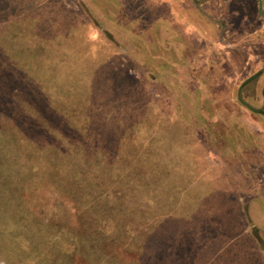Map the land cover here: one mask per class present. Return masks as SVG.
Returning a JSON list of instances; mask_svg holds the SVG:
<instances>
[{
  "label": "rangeland",
  "instance_id": "374dc122",
  "mask_svg": "<svg viewBox=\"0 0 264 264\" xmlns=\"http://www.w3.org/2000/svg\"><path fill=\"white\" fill-rule=\"evenodd\" d=\"M183 11L0 0V264H264L230 101L257 69L234 75V27ZM248 22L263 58L257 0Z\"/></svg>",
  "mask_w": 264,
  "mask_h": 264
},
{
  "label": "crops",
  "instance_id": "0c3cea01",
  "mask_svg": "<svg viewBox=\"0 0 264 264\" xmlns=\"http://www.w3.org/2000/svg\"><path fill=\"white\" fill-rule=\"evenodd\" d=\"M154 3L160 13H180V9L181 12L193 10L202 17V21L211 23L216 29L234 27L236 39L239 41L234 44L235 48H231L232 50L228 54V60L237 67L234 75L243 74L242 71H239L241 66L242 70H257L253 74L249 72V76H246V78L253 76L255 80L247 85L245 82L241 86L239 85L233 101H230L232 105L243 108L248 114L244 121L241 117L238 118L240 123L244 124L245 146L250 151L252 160H255L254 163H250L251 169L247 171H262L264 173V68L262 67L264 57L260 58L261 55L259 56L260 53H263L262 47L259 44L257 46V44L248 42L247 38L251 33L248 22L251 0H154ZM220 21H225V24L222 26ZM257 31L260 32V30ZM221 56L220 59L213 60L214 64L218 66L216 76H221L226 71L224 65L226 59L223 55ZM209 59L211 60V58ZM237 92L239 93L238 98L236 97ZM259 160L260 163H258Z\"/></svg>",
  "mask_w": 264,
  "mask_h": 264
},
{
  "label": "flooded vegetation",
  "instance_id": "af4514ba",
  "mask_svg": "<svg viewBox=\"0 0 264 264\" xmlns=\"http://www.w3.org/2000/svg\"><path fill=\"white\" fill-rule=\"evenodd\" d=\"M257 2H258V0H257ZM255 80V77H253V76H250V77H248L247 79H246V81H245V85H247V84H250L251 82H253ZM244 84V83H243ZM263 87H264V84H263ZM238 93V92H237ZM238 95H239V93L237 94V98H238ZM240 99V98H239Z\"/></svg>",
  "mask_w": 264,
  "mask_h": 264
},
{
  "label": "water",
  "instance_id": "95a60500",
  "mask_svg": "<svg viewBox=\"0 0 264 264\" xmlns=\"http://www.w3.org/2000/svg\"><path fill=\"white\" fill-rule=\"evenodd\" d=\"M260 7H261V1L258 0V12L259 14L261 15L262 19L264 20V15L262 14L261 10H260Z\"/></svg>",
  "mask_w": 264,
  "mask_h": 264
}]
</instances>
